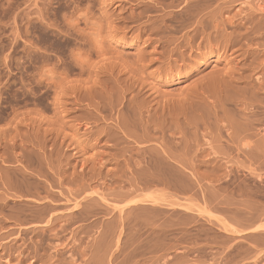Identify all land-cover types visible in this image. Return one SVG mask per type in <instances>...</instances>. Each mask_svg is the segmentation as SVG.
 Segmentation results:
<instances>
[{
    "label": "rangeland",
    "instance_id": "374dc122",
    "mask_svg": "<svg viewBox=\"0 0 264 264\" xmlns=\"http://www.w3.org/2000/svg\"><path fill=\"white\" fill-rule=\"evenodd\" d=\"M259 4L0 0V264H264ZM108 19L103 88L51 103Z\"/></svg>",
    "mask_w": 264,
    "mask_h": 264
},
{
    "label": "clouds",
    "instance_id": "9594fccd",
    "mask_svg": "<svg viewBox=\"0 0 264 264\" xmlns=\"http://www.w3.org/2000/svg\"><path fill=\"white\" fill-rule=\"evenodd\" d=\"M118 32L119 28L111 19L92 20L82 33L92 51L79 47L68 51V59L77 69L76 73L61 67L63 57H57L53 63L45 64L37 70L36 83L51 91V103L62 104L77 91L91 93L103 88V75L116 59L110 44Z\"/></svg>",
    "mask_w": 264,
    "mask_h": 264
},
{
    "label": "bare ground",
    "instance_id": "6f19581e",
    "mask_svg": "<svg viewBox=\"0 0 264 264\" xmlns=\"http://www.w3.org/2000/svg\"><path fill=\"white\" fill-rule=\"evenodd\" d=\"M258 6V9H256L257 11H259V12H263V7L259 4V5H257ZM254 13V12H253ZM251 15V14H250ZM224 60H226L225 58H224ZM152 61H153V59H152ZM156 61V60H155ZM227 63H230V61H227ZM232 64V63H231ZM230 64V65H231ZM229 65V64H228ZM226 66V65H225ZM261 67H262V65H260ZM260 67V68H261ZM263 69H264V66H263ZM263 69H261V70H263ZM231 70V69H230ZM230 70H228V71H225V72H223V73H219V74H216L215 75V77H213V78H211L209 81H208V87H211V86H224V85H226L227 86V84L229 85V84H231V82H233L232 80V77H233V72L232 71H230ZM233 70V69H232ZM262 73H264V72H262ZM209 79V78H208ZM207 79V80H208ZM251 81V80H250ZM249 85V84H248ZM207 87V86H206ZM216 88V87H215ZM228 88V87H227ZM220 89H221V87H220ZM226 89V88H225ZM224 89V90H225ZM208 92V91H207ZM217 92V91H216ZM211 93V92H210ZM213 93L214 92H212V95H213ZM208 94V93H207ZM210 95V94H209ZM140 163V162H139Z\"/></svg>",
    "mask_w": 264,
    "mask_h": 264
}]
</instances>
